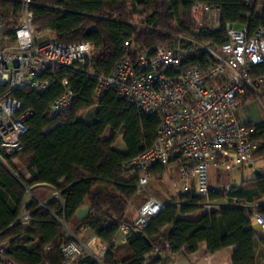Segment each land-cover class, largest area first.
<instances>
[{"label": "trees", "instance_id": "trees-1", "mask_svg": "<svg viewBox=\"0 0 264 264\" xmlns=\"http://www.w3.org/2000/svg\"><path fill=\"white\" fill-rule=\"evenodd\" d=\"M196 3L219 8L217 29L196 26L191 17ZM257 3L258 0H31L33 26L38 33L48 31L65 44L90 42L95 51L84 64L47 69L41 78L54 81L43 91L24 87L12 93L21 102L20 110H29L31 115L21 137L22 149L12 155L4 153L10 167L0 164V233L9 240L7 254L11 259L19 264H62L60 247L71 239L60 224L63 222L75 235L88 230L108 244L104 264H167L170 253H192L200 243L206 244L207 253L234 246L232 264H256L258 241L264 245V240L251 225L250 216L254 211L264 215V205L259 209L241 205L260 203L264 176L244 179L239 185L231 183L228 191L212 188L209 200L223 204L217 209H206L207 199L192 192L174 196L142 230L147 241L131 231L125 243L114 245L122 224L131 223L129 203L138 199L136 176L122 177L129 171L127 162L153 144L160 118L138 111L113 88L97 95V81L89 73L108 75L125 56L135 59L140 54H152L157 46H174L177 34L219 47L226 40V23L237 29L245 27L250 34L264 29V1L258 13ZM20 11V0H0V17L9 30ZM125 41L130 42L126 48ZM188 43L181 41L182 45ZM209 58L196 48L184 59L188 64L206 65ZM251 75H264V62L255 65ZM61 80H66L72 89L73 104L67 112L49 117V105L62 92ZM252 99L244 96L242 103ZM90 111L92 122L79 119L80 114ZM250 123L254 124L252 140L264 138V120ZM106 127L111 130L110 136L103 139ZM119 134L126 147L124 152L113 147ZM262 153L264 146L253 157ZM13 158L27 171L29 179L11 173H16ZM153 175L161 179L164 169L154 165ZM24 185L33 190L39 185L51 192L59 190L63 204L52 199L46 209L34 198L25 202ZM84 205L87 210L80 217L77 212ZM23 207L32 212V222L26 227L12 225ZM78 264L97 262L84 254Z\"/></svg>", "mask_w": 264, "mask_h": 264}, {"label": "built area", "instance_id": "built-area-1", "mask_svg": "<svg viewBox=\"0 0 264 264\" xmlns=\"http://www.w3.org/2000/svg\"><path fill=\"white\" fill-rule=\"evenodd\" d=\"M20 1L21 11L14 27L9 30L0 17V164L5 167L4 153L12 155L22 149L21 137L28 129L31 115L29 110H20L21 102L12 93L24 87L43 91L54 81L41 78L47 69L76 67L95 51L90 42L65 44L38 33L33 26L31 0ZM219 12L218 7L196 3L191 17L198 28L204 25L217 29ZM205 18L208 21L203 24ZM225 29L226 40L219 47L177 34L176 45L157 46L152 54H140L135 59L125 56L108 75L96 76L90 71L97 81V95L113 88L120 97L135 104L138 111L160 118L153 144L127 162L129 171L136 176L135 196H144V200L137 207L129 203L127 209L136 207L135 215L131 223L122 224L114 245L125 243L129 232L143 230L164 207L166 201L148 191L154 179V165L162 167L164 173L171 166L176 168V196L192 192L207 199L206 209H217L223 204L209 200V192L214 188L211 170L230 172L252 164L253 154L264 146V138L252 140L254 124L239 113L244 96L255 98L264 113V75H251L253 67L264 62V29L250 34L245 27L237 29L231 23H226ZM182 40L189 43L182 45ZM129 45V41L124 42V48ZM196 48L210 57L206 65L185 62L184 58ZM59 83L62 92L49 105V117L67 112L73 104L74 93L68 82ZM24 187L25 196H35L31 188ZM223 188L228 191L230 185ZM52 199L63 204L61 192L56 189L47 201H38L48 209L47 202ZM241 206L263 207L258 203ZM31 214L23 207L12 225L28 226ZM250 223L257 232L263 231L264 215L254 211ZM60 224L71 237L60 247L62 264H78L84 254L93 257L97 264H104L107 243L92 234L88 241H83L63 222ZM165 246L169 249L168 243ZM9 247V240L0 233V264H19L8 256ZM155 252H159L157 248Z\"/></svg>", "mask_w": 264, "mask_h": 264}, {"label": "rangeland", "instance_id": "rangeland-1", "mask_svg": "<svg viewBox=\"0 0 264 264\" xmlns=\"http://www.w3.org/2000/svg\"><path fill=\"white\" fill-rule=\"evenodd\" d=\"M263 1L264 0H258L257 7H256L257 13L260 12ZM207 21H208L207 18H205V21L203 22V24H206ZM42 35L44 37H48V38L54 37L48 31L43 32ZM245 105H248V106L244 107ZM240 111H241V116L243 118H245V120H246V118H250L251 120H258V119L264 120V113H263L261 107L259 106V104L257 103V101L255 100V98H253L250 102H248V104L242 103V105L240 107ZM90 114H91V111L82 113L79 116L85 120H88L91 116ZM11 164L16 170V173H14V174L17 177L21 176L23 178L24 172L22 171V168H21L22 166L20 165L19 161L16 158H13L11 160ZM252 164H253L252 167H249L247 164L246 166H243L236 171L214 172L213 175L211 176V185L214 188H221L224 185H231V183H233L235 185H239L244 179L252 178L254 176L253 170L255 168L260 170L262 173V176H264V154L262 153L260 155H257L256 157H253ZM8 166L9 165L7 164V167ZM176 179H177L176 173H174L172 171L165 173L161 179L154 177L153 181L151 182L150 186L148 187V191L150 193L158 196L159 198H161L164 201H169L174 196H176L174 193V189H175L174 185H175ZM29 188H31V187H29ZM31 190L33 191V194L35 195L32 198L36 199L37 201L39 200V201L45 202V199L42 200L43 198H41V197L45 198L51 194V190H47V189L40 188V187H36L34 190L31 188ZM143 197L144 196H139V197H137L138 199L133 202L136 207L142 203V201L144 200ZM29 199H30V193H28L27 196H25V202H27ZM262 202H264V197L262 198ZM136 207L131 208V209H127V214L132 213V215H130V216L128 215V218H129L128 220H130V221L132 220L131 218H133V216L135 215ZM169 228H170V226H168L166 228V230H169ZM77 235L83 241H88L90 234L87 233L85 230H81L80 233H78Z\"/></svg>", "mask_w": 264, "mask_h": 264}, {"label": "crops", "instance_id": "crops-1", "mask_svg": "<svg viewBox=\"0 0 264 264\" xmlns=\"http://www.w3.org/2000/svg\"><path fill=\"white\" fill-rule=\"evenodd\" d=\"M245 107V106H244ZM239 113L241 114V111H239ZM79 119L84 120L87 123L92 122V120L94 119L93 117H90L88 120H85L83 118H81L79 116ZM262 119H258V120H251L250 118H246V121L248 122H257L260 121ZM110 128L106 127V129L104 130L103 134H102V138L103 139H108L110 136ZM113 147L119 151H126V147L125 144L122 140V134L118 135L117 141L113 144ZM253 165V164H252ZM249 166V164H248ZM22 171L24 172V179H29V174L27 173V171L23 168ZM170 171L176 173V177H177V171L176 168L174 166H171ZM214 172H217L215 170H211V174H210V182H211V176L213 175ZM165 174V173H164ZM134 176L133 172L128 171L127 173H125L122 177L123 179H127L129 177ZM223 185V184H222ZM40 188H44L49 190L47 187L39 185ZM51 195V194H50ZM45 197V201L48 200L49 196ZM261 205H264V202H262V199L260 200ZM87 210V206L84 205L82 206L77 214L81 217L84 215V213ZM129 216L132 215L128 214ZM134 217V216H133ZM132 219V218H131ZM170 229V228H169ZM87 233L94 235L91 231L85 230ZM258 236L261 240H264V230L263 231H259L258 232ZM233 250H234V246H227L224 247L220 250H217L213 253H207V247L205 243H200L198 246V249L192 253H184V252H178V253H170L169 254V259H168V263L167 264H232V254H233ZM264 245L263 243L259 240L258 241V245H257V253L255 256V263L256 264H264Z\"/></svg>", "mask_w": 264, "mask_h": 264}, {"label": "water", "instance_id": "water-1", "mask_svg": "<svg viewBox=\"0 0 264 264\" xmlns=\"http://www.w3.org/2000/svg\"><path fill=\"white\" fill-rule=\"evenodd\" d=\"M249 167H252V164H249ZM8 170L11 172V170H10L9 168H8ZM11 173H12L15 177H17L13 172H11ZM253 174H254V177H262V173H261V171L258 170L257 168H255V169L253 170ZM136 233H137V234H140V235L143 237V239L147 241L146 236L142 234V230H138V231H136Z\"/></svg>", "mask_w": 264, "mask_h": 264}]
</instances>
